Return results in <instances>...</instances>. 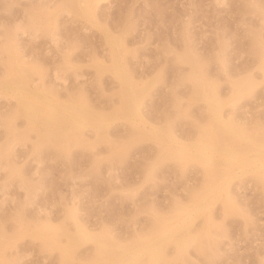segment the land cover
Masks as SVG:
<instances>
[{
	"label": "rangeland",
	"instance_id": "374dc122",
	"mask_svg": "<svg viewBox=\"0 0 264 264\" xmlns=\"http://www.w3.org/2000/svg\"><path fill=\"white\" fill-rule=\"evenodd\" d=\"M48 1L0 0V79L11 61L4 42L19 22L25 31L17 32L18 50L34 69L39 91L63 103L87 102L92 110L110 115L120 102V85L111 71L99 70L97 61L111 64V32L123 38L124 57L136 78L152 84L142 104L148 120L172 128L186 142L211 129L224 146L230 133L203 100L194 98L189 75L200 71L227 101L232 83L253 74L257 91L226 103L223 112L264 139V76L259 68L264 0H103L98 22L72 10L59 14L52 28L42 24ZM62 1L75 0L49 5ZM17 107L15 98L0 95V163H12L7 169L0 164V264H103L97 262L91 241L77 249V259L63 261L60 248L46 243L45 237L55 234L41 229L45 209L51 224L74 230L65 207L76 194L78 213L87 225L108 229L126 242L149 236L156 220L174 215L178 204H189L202 189V165L179 160L154 165L157 143L138 139L136 127L123 118L114 119L100 135L87 126L85 141L74 137L60 143L31 128ZM10 143H16L15 157L3 154ZM232 185L240 208L226 215L221 200L215 202L208 233L205 214L194 220L200 243L176 259L177 247L169 242L167 261L159 264H264V182L249 171L236 176ZM132 264L148 263L137 259Z\"/></svg>",
	"mask_w": 264,
	"mask_h": 264
},
{
	"label": "bare ground",
	"instance_id": "6f19581e",
	"mask_svg": "<svg viewBox=\"0 0 264 264\" xmlns=\"http://www.w3.org/2000/svg\"><path fill=\"white\" fill-rule=\"evenodd\" d=\"M51 1L53 0H49L46 5L45 18L42 22L49 28L57 24L59 14L62 12L70 13L72 10H76L94 22H98V8H100L103 0L62 1L53 7L49 5ZM32 20L38 22L36 19ZM16 23L18 24L15 32L7 35L6 40L4 39V49L11 54V61L7 73L0 79V95L3 94L16 99L18 113L27 118L31 128L46 136H54L60 143H67L74 137L79 141H85V128L87 126L94 127L95 132L100 135L105 132L114 119L123 118L136 127L138 139H152L157 143L158 154L154 165L164 160H179L183 163L195 161L202 165L204 170V182L201 191L193 193L189 204H178L174 215L156 220L153 231L147 237L137 235L134 239L124 242L117 239L116 234L114 236L108 229L97 230L94 228L95 225L90 227L91 225H87L81 218V214L78 213L77 198L80 197H77L79 196L77 194V196L71 197V203L65 207L66 217L74 226V230H71L66 224L62 226L51 224L50 212L45 209L44 227L41 229H43L42 231L47 228L48 230L54 229L55 235L45 237V240L50 247L60 248L61 260L63 258L77 259V249L89 241L94 244L97 262L104 261L103 264H132L137 259H143L148 264L166 262L165 248L169 242L175 243L177 247L176 259H181L191 244L201 241L192 228L196 216L205 214L206 233H208L210 222L213 221L211 208L215 202L221 200L226 215L240 208V204L232 192V186H234L232 182L236 176L250 171L260 175L264 182V139L258 140L249 132V128L244 122L228 118L223 112L226 103L235 102L256 90L258 82L253 74L247 78L235 80L232 83L231 95L226 101L204 74L196 69L193 70L189 78L193 82L194 98L203 100L210 115L217 122L226 126L230 133V141L223 146L212 133L213 131L206 129L195 140L186 142L172 128L156 125L148 120L142 112V104L152 84L148 80H138L130 69L124 57L125 43L123 38L108 31L111 64L106 66L103 60L97 61L99 70L101 72L111 71L120 85L119 104L116 105L112 114L104 115L92 110L87 102L63 103L55 100V96L52 94H50L51 98L39 91V83L36 82L35 76L33 78L34 69L20 55L18 50L17 32L22 31L24 33L25 28L19 22ZM54 36L55 34L52 37ZM259 68L264 76V52ZM208 85L211 90H208ZM261 86H259L260 89ZM237 143L245 146L244 149L239 148ZM249 143L252 144L253 148L249 147ZM15 146L16 143L8 144L3 154L12 155L11 152ZM3 161L2 164L0 163L3 169L11 167L12 163L7 162L5 164ZM152 169L153 167H151L150 173ZM40 235L43 236V233ZM62 235L65 236V240H61ZM198 246L202 248L201 244ZM262 258L264 259V256ZM1 260L3 257L0 254Z\"/></svg>",
	"mask_w": 264,
	"mask_h": 264
}]
</instances>
